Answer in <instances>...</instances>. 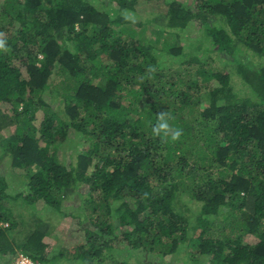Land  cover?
Here are the masks:
<instances>
[{
    "label": "trees",
    "instance_id": "16d2710c",
    "mask_svg": "<svg viewBox=\"0 0 264 264\" xmlns=\"http://www.w3.org/2000/svg\"><path fill=\"white\" fill-rule=\"evenodd\" d=\"M139 1L0 0L2 149L26 183L12 194L0 173L6 264L18 250L41 264H107L124 242L118 264L179 251L184 264H264V0H166L160 22ZM217 52L245 54L238 70L255 95L213 67ZM160 111L179 140L152 134ZM70 131L82 147L65 161ZM69 197L89 223L85 243L49 255L35 225L13 245L17 227L40 220L39 200L63 211Z\"/></svg>",
    "mask_w": 264,
    "mask_h": 264
},
{
    "label": "rangeland",
    "instance_id": "374dc122",
    "mask_svg": "<svg viewBox=\"0 0 264 264\" xmlns=\"http://www.w3.org/2000/svg\"><path fill=\"white\" fill-rule=\"evenodd\" d=\"M165 1L166 0H140L139 12L142 13V15H145L146 18L156 17V20L158 19L160 22V20H163V14L166 9ZM157 14L159 15L157 16ZM196 25L197 24H192L186 30L189 36L196 35L198 29V26ZM206 44L211 45L209 41H206ZM250 55H252L251 59H253V62H260L261 56L255 55L252 52ZM240 60H243V62L246 61L245 54L230 57L224 53L217 52L214 53L213 67L215 69L229 70L231 73L230 82L232 85H234L235 90H240L246 93L248 92L251 95H255V91H253L249 85L250 83L245 82L246 80L244 79L242 72H239L238 70ZM4 130L9 132L8 127L4 128ZM2 131H0V173L5 176L9 184V192L16 194L21 190H25L24 187L26 183H24V180L21 176L22 173H20L18 169L13 168L11 165L10 157H4L3 155L2 147L4 145V141L2 140ZM80 139L81 138L75 134V132L70 131L69 137L64 141L63 148H61L58 152L63 160L69 161L71 158L75 159L76 153L82 147ZM79 201L80 199L76 197H69L64 201L63 211H58L49 208V206H47L43 200H39L37 215H40V220H37L34 223L31 222V220L28 223L23 222L20 227H17L11 233V235H9V239L13 242V245L18 248L19 246L17 243L20 241V239H22L23 235L26 234L27 231L29 232L31 229L35 228V225H41L47 230L43 239L45 243H47L45 250L49 255H54L58 250L61 249H67L68 251L73 252L75 246L85 243V226L89 224L83 219L82 216L79 215L80 211L77 209L78 204L80 203ZM187 203L191 206V211L194 212L198 210V204L193 198H190ZM10 204L12 205V203ZM19 205L20 204L18 202L13 203L11 206L12 210H14V212L18 211V213H24L25 219L27 220L30 219V216L35 217V215L25 211L29 208L22 210L21 206ZM16 217L19 216L16 215ZM3 224L7 225V222H3ZM247 239L251 240L253 237L250 236ZM126 245V242H124L120 245L118 244L117 246H114V248L111 250L112 252L110 251L108 254L106 263L118 264V260L124 259V257L127 255H131L127 250L120 248ZM184 254H187V252L184 253L183 251H179L178 253L163 257L161 263H159V260H156V262L159 264H184L182 260ZM8 256L9 255H7V253H4L2 250H0V264H6ZM57 259H55L58 261L56 264H75L74 262L67 260L65 257H63V259ZM132 259L133 258H131V260ZM199 264H208V261H202Z\"/></svg>",
    "mask_w": 264,
    "mask_h": 264
},
{
    "label": "clouds",
    "instance_id": "9594fccd",
    "mask_svg": "<svg viewBox=\"0 0 264 264\" xmlns=\"http://www.w3.org/2000/svg\"><path fill=\"white\" fill-rule=\"evenodd\" d=\"M123 15L125 19H133V17L127 13H124ZM2 36L3 34L0 33V37ZM0 51H7L6 40L3 38H0ZM171 119L172 117L167 111H160L157 115L156 123L152 126V134L156 137H160L165 142L169 138L173 142L179 140L183 135V129L173 127L169 122Z\"/></svg>",
    "mask_w": 264,
    "mask_h": 264
},
{
    "label": "built area",
    "instance_id": "2783aa9c",
    "mask_svg": "<svg viewBox=\"0 0 264 264\" xmlns=\"http://www.w3.org/2000/svg\"><path fill=\"white\" fill-rule=\"evenodd\" d=\"M10 264H41V262L23 250H18Z\"/></svg>",
    "mask_w": 264,
    "mask_h": 264
}]
</instances>
